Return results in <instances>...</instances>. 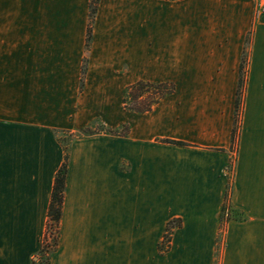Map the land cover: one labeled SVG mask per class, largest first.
<instances>
[{
	"label": "crops",
	"instance_id": "crops-1",
	"mask_svg": "<svg viewBox=\"0 0 264 264\" xmlns=\"http://www.w3.org/2000/svg\"><path fill=\"white\" fill-rule=\"evenodd\" d=\"M88 2L0 0V264L36 261L63 161L56 133L94 121L128 134L70 143L49 264H214L226 185L245 221L224 225L217 264H264V0H99L85 53ZM136 82L174 93L131 113L122 98Z\"/></svg>",
	"mask_w": 264,
	"mask_h": 264
},
{
	"label": "trees",
	"instance_id": "trees-1",
	"mask_svg": "<svg viewBox=\"0 0 264 264\" xmlns=\"http://www.w3.org/2000/svg\"><path fill=\"white\" fill-rule=\"evenodd\" d=\"M165 1H176V0H165ZM99 0H89L88 2V23L86 28V38H85V53L89 48V43L91 41L92 34V25L94 17L97 11ZM249 38L245 40V47L242 54L241 64L239 66V81L236 91L235 99V111L239 107L240 97H242V92L244 88V79L243 71L244 64L246 59V50L248 46ZM86 71V58L82 59L81 64V79H80V88H82L83 76ZM174 93V87L171 84H154L147 82H136L132 85H129L125 91L122 98V105L125 111L135 113V114H145L151 111L153 106L158 104L162 99L167 96H170ZM234 125V124H233ZM108 135L116 137H126L128 134V129L125 126L119 127L117 129H108L101 125L98 121L92 122L89 126L79 130L76 133H56L57 141L63 151V161L56 171L52 189L49 197V204L47 209V222L44 237L40 248L36 255V261L32 264H49L50 256L55 251L58 244V227L59 221L62 213V204H63V194L65 190V182L67 175V165H68V152L70 143L79 138L95 136V135ZM234 131H232L231 140L233 141ZM165 144L175 145L178 147L186 146L184 143L163 140ZM230 186L226 185V192L224 197V202L219 213V231L224 228V225L229 222H243L245 221V216L242 212L238 211L231 206L229 202L230 195ZM180 227V221L174 220L170 221L165 229V234L163 235L162 241L158 245V251L164 253L167 249L165 246L168 245L170 241L171 234L175 228ZM217 244V243H216ZM218 247H215V262L217 264L218 259Z\"/></svg>",
	"mask_w": 264,
	"mask_h": 264
},
{
	"label": "rangeland",
	"instance_id": "rangeland-1",
	"mask_svg": "<svg viewBox=\"0 0 264 264\" xmlns=\"http://www.w3.org/2000/svg\"><path fill=\"white\" fill-rule=\"evenodd\" d=\"M244 77H245V71H243V79H244ZM241 95H242V98L240 97V101H241L240 111L238 113V111H237L238 107H237V110L234 112V125H233V130H232V131H234V138H233V141L231 140L233 148L237 146V140H238V136H239V133H240V130H241L242 107H243V92H242ZM227 183L228 184L231 183V175L230 174L227 175ZM223 230L224 229H222L221 232L218 233V236H217V239H216V243H217L216 246L218 247V254L220 253L221 239H222ZM161 242H163V241H161Z\"/></svg>",
	"mask_w": 264,
	"mask_h": 264
},
{
	"label": "built area",
	"instance_id": "built-area-1",
	"mask_svg": "<svg viewBox=\"0 0 264 264\" xmlns=\"http://www.w3.org/2000/svg\"><path fill=\"white\" fill-rule=\"evenodd\" d=\"M241 98H242V97H241ZM240 108H241V101H240V103H239V107H238V110H237L238 113H239V111H240ZM238 113H237V114H238Z\"/></svg>",
	"mask_w": 264,
	"mask_h": 264
}]
</instances>
